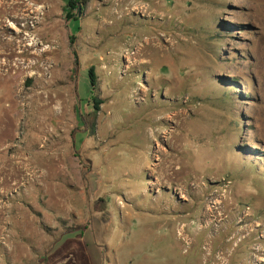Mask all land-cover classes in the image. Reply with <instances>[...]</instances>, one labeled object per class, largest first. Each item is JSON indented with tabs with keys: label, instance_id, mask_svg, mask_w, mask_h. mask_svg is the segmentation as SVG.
Listing matches in <instances>:
<instances>
[{
	"label": "rangeland",
	"instance_id": "1",
	"mask_svg": "<svg viewBox=\"0 0 264 264\" xmlns=\"http://www.w3.org/2000/svg\"><path fill=\"white\" fill-rule=\"evenodd\" d=\"M72 1L0 0V264H264V0Z\"/></svg>",
	"mask_w": 264,
	"mask_h": 264
},
{
	"label": "trees",
	"instance_id": "2",
	"mask_svg": "<svg viewBox=\"0 0 264 264\" xmlns=\"http://www.w3.org/2000/svg\"><path fill=\"white\" fill-rule=\"evenodd\" d=\"M73 3V1L71 0V4ZM71 4H70V7H71ZM85 4V3H84ZM82 5H83V3H82ZM94 74L92 73V69L90 70V78H91V85H92V88H94V86H95V82H94ZM95 103H97V101L95 100ZM98 109V107H96V105L94 104V110H97ZM93 113V115H92V118H91V121L90 122H88V120H87V118H86V128L88 129V127L90 128V125L92 126V124H94V118H95V111H92ZM94 116V117H93ZM86 117H87V115H86ZM82 121H83V119H82ZM91 129V128H90ZM89 130V129H88ZM89 132H91V130L89 131ZM244 151H246V150H244ZM251 156V155H250ZM254 157H251V159H250V166L249 167H253L254 169V172L255 173H257L260 169H261V176L263 177V179H264V155H261L260 157H258V159H256L257 160V164H254V162H253V159Z\"/></svg>",
	"mask_w": 264,
	"mask_h": 264
},
{
	"label": "bare ground",
	"instance_id": "3",
	"mask_svg": "<svg viewBox=\"0 0 264 264\" xmlns=\"http://www.w3.org/2000/svg\"><path fill=\"white\" fill-rule=\"evenodd\" d=\"M28 1H29V0H28ZM117 10H118V9H117ZM25 12H26V10H25ZM117 13H118V12H117ZM34 38H35V37H34ZM38 38H39V37H38ZM36 41H37V40H36ZM33 42H34V40H33ZM34 43H35V42H34ZM2 44H3V50H6V49L9 48V47L11 48V47L15 46L13 41H7V40H6V41L3 40V43H2ZM31 46H32V45H31ZM52 51H53V50H51L50 53H52ZM47 52H48V49H47ZM47 52H46V53H47ZM54 52H55V50H54ZM38 56H39V55H38ZM42 97H43V96H42ZM39 99H40V97H39ZM45 99H46V98H45ZM48 103H49V102H48ZM38 104H39V103H38ZM42 106H45V105H42ZM39 107H41V105H39ZM45 107H46V106H45ZM45 109H46V108H45ZM171 165H172V164H171ZM160 166H161V165H157L156 167H155V166H154V167L157 169V168H159ZM166 168H167V167H166ZM168 168H169V167H168ZM168 168H167V169H168ZM156 169H155V170H156ZM160 170H161V169H160ZM156 171H157V170H156ZM0 211H1V210H0Z\"/></svg>",
	"mask_w": 264,
	"mask_h": 264
}]
</instances>
